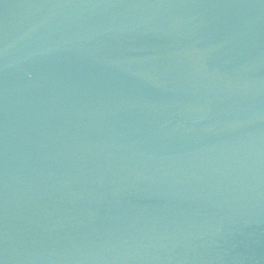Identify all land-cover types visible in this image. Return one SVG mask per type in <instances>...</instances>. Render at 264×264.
Wrapping results in <instances>:
<instances>
[{
	"label": "water",
	"instance_id": "95a60500",
	"mask_svg": "<svg viewBox=\"0 0 264 264\" xmlns=\"http://www.w3.org/2000/svg\"><path fill=\"white\" fill-rule=\"evenodd\" d=\"M0 264H264V0H0Z\"/></svg>",
	"mask_w": 264,
	"mask_h": 264
}]
</instances>
